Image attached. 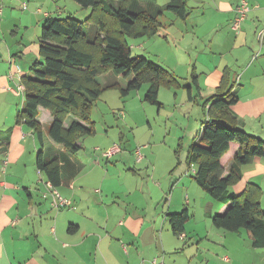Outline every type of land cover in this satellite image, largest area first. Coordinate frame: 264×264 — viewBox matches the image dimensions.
Segmentation results:
<instances>
[{
	"label": "crops",
	"instance_id": "0c3cea01",
	"mask_svg": "<svg viewBox=\"0 0 264 264\" xmlns=\"http://www.w3.org/2000/svg\"><path fill=\"white\" fill-rule=\"evenodd\" d=\"M238 1L185 0L188 16L181 20L162 14V32L153 38L165 45L164 68L183 87L170 90L174 97L178 90H186L189 101L197 103L199 97L204 102L215 94L226 75L238 97L231 107L238 127L263 139L264 0H247L249 11L235 31L231 22ZM46 2L49 0H0V107L18 109L14 103L23 93L17 92V87L29 75L30 66L40 60V29L51 17L52 7L42 12L37 6L44 7ZM22 3H26L25 11ZM55 10L61 14L57 6ZM193 75L198 91L192 86ZM99 78L103 83L118 79L110 72ZM185 87H190L189 95ZM120 113L124 117L125 112ZM37 121L43 135L42 148L36 139H26L31 132L24 131L23 125L15 124L14 131L17 135L21 130L22 139L0 141V264H151L157 258L164 262L170 234L178 240L177 245L189 241L192 246L209 237L224 242L228 236L211 222L212 213L223 212L226 206L213 203L187 171L186 151L199 140L200 133L198 140L187 147L183 160L179 156L181 139L174 153L159 154L157 170L153 148L140 143L141 139H118L120 152L105 158L97 150L84 149L89 143L83 137L77 142V152L70 154L48 137L52 118L47 110L39 108ZM66 121L65 128L70 123ZM115 142L104 139L97 145L106 150ZM137 147L144 151L139 162L134 157ZM40 149L44 159L58 162L60 183L51 186L70 202L69 206H51L49 182L35 165ZM234 151L224 156L223 175L228 174ZM240 172L241 180L230 191L239 195L247 183L259 186L263 210L264 157L253 158L240 167ZM184 209L189 219L178 237L167 215ZM196 217L201 224L190 227V220ZM241 232L229 234L239 237ZM257 250H262L257 257L264 264V248Z\"/></svg>",
	"mask_w": 264,
	"mask_h": 264
},
{
	"label": "trees",
	"instance_id": "16d2710c",
	"mask_svg": "<svg viewBox=\"0 0 264 264\" xmlns=\"http://www.w3.org/2000/svg\"><path fill=\"white\" fill-rule=\"evenodd\" d=\"M91 13L84 22L73 17L46 18L39 38L40 60L29 68V75L22 78L24 87L23 107L17 112L15 124L23 125L43 146L39 122V108L47 110L52 118L47 134L51 141L61 145L68 153L79 149L77 142L94 134L91 112L95 102L106 89H118L120 96L147 85L143 101L160 107L158 94L161 88H183L179 80L166 68L144 56H131L126 38H152L163 24L160 16L169 12L184 20L189 12L185 0H168L163 7L144 6L155 0H72ZM98 27V33L89 39L86 23ZM112 73L117 78L130 79L122 88L117 83L99 77ZM192 86L198 91L196 76ZM188 91L190 87H185ZM234 85L225 75L215 94L201 105L204 120L200 138L186 151L187 171L196 185L211 199L226 209L211 217L212 225L226 232L245 231L252 248H264V211L261 209V188L247 183L239 195L230 188L241 180L240 167L255 157H264V140L248 134L238 127L237 117L231 107L238 97ZM190 91L188 92L189 95ZM195 99V98H194ZM71 118L65 128L64 122ZM233 149V162L228 174L223 175V159ZM178 152V151H176ZM37 169L47 181L57 187L60 183V166L56 160L47 161L40 149L35 159ZM189 172V171H188ZM168 222L174 235L183 234L189 219L186 209L168 214Z\"/></svg>",
	"mask_w": 264,
	"mask_h": 264
},
{
	"label": "rangeland",
	"instance_id": "374dc122",
	"mask_svg": "<svg viewBox=\"0 0 264 264\" xmlns=\"http://www.w3.org/2000/svg\"><path fill=\"white\" fill-rule=\"evenodd\" d=\"M111 2L113 5L115 4V6L119 4L116 0H111ZM167 3L168 0H155L154 2H145L144 6L163 7ZM27 6H29L28 9L31 10L30 2L27 3ZM48 6L52 7V11L47 8ZM56 6L61 9V14H58L55 10ZM37 8H40L42 12H48L46 10H49V14L52 18L64 19L73 17L80 22H84L91 13L90 9L82 8L72 0H49L44 7L38 5ZM18 12L21 11L18 10ZM163 14L170 17L172 15L169 12H164ZM85 30L89 39L94 38L98 33V27L93 26L90 22L86 23ZM160 32H162V30H160ZM126 40L131 56H144L164 67V52H166L167 49L157 37H143L137 39L126 38ZM98 79L103 83L101 78ZM129 79L118 78L116 83L123 88ZM111 82L113 81L111 80ZM189 83L191 84V81H189ZM115 88L103 90L101 97L95 102L90 116L95 132L91 136H85L83 138L89 143L83 146L84 149H88L94 153H96L95 149H99L98 153H101L105 150L97 145L98 141L115 139L116 142L114 144L120 146L121 144L118 141L120 138L129 140L141 139L140 143L146 144L145 146H149L150 144L153 148L154 157L156 156L155 165L158 167L157 170H159V154L163 156L165 152L174 153V149L177 148L178 141L181 139L182 146L179 150V156L180 160H183L187 147L199 138L198 135L201 129V124L199 122L202 119L204 120L201 113V104L203 101H201L199 97H197V103L189 101L186 90H178L177 97H174L173 92L161 88L158 100L162 104V107L157 108L143 101L147 85H143L138 91L131 92L126 98L120 96L119 90ZM22 99H24L23 95L17 99V103H14L15 105L17 104L18 109L14 107L9 110L6 107H0V141L2 139H16V137L22 139L21 130L20 134L16 135V133H14L15 127H17L15 126L16 115L17 112H20L22 109ZM120 110L125 112L124 117H122L121 113V116L118 115ZM66 120V122H69L71 118L69 117ZM23 130L28 131L26 127H24ZM194 134L196 135L193 138ZM262 136V140H264V135ZM32 138L35 139L31 137V135L26 136V139ZM141 153L144 156V151L142 149ZM117 160L118 157L115 158V161ZM188 171L192 175L193 169L190 168ZM230 189L232 190L233 188ZM211 201L218 205L221 204L213 199ZM262 206L264 210V202ZM212 214L220 213L213 212ZM197 215H199V213ZM200 224L201 221L196 217L195 220H190L189 225L193 227L199 226ZM229 233L230 232H227L228 236L224 239V242H220L219 239L214 237H209L207 240H201V243L193 244L194 247L189 241L186 244L180 242V245H177L178 240L170 234V244L166 247L163 263L225 264L226 261L224 262V258H228V260L234 261L233 264H262L260 263V257H257L258 254H261L262 250L251 247L248 235L245 231H242L239 237ZM198 244H200L199 250L196 251V246ZM161 259L163 258H159L158 260Z\"/></svg>",
	"mask_w": 264,
	"mask_h": 264
},
{
	"label": "built area",
	"instance_id": "2783aa9c",
	"mask_svg": "<svg viewBox=\"0 0 264 264\" xmlns=\"http://www.w3.org/2000/svg\"><path fill=\"white\" fill-rule=\"evenodd\" d=\"M22 9H26V3H22L21 5ZM249 11V6L247 0H239L238 4L235 7V17L233 18L231 22L232 29L235 31H238L241 27V24L245 20V17L247 15V12ZM17 92H24V87L20 84L17 87ZM123 115V113H121ZM141 149L143 147H137L136 150L134 151V157L137 162H139L141 159H143V155L141 153ZM99 151V149H95ZM121 150L120 146L118 145H112L111 148L102 151L101 155L105 158H110L114 156L115 154L119 153ZM194 172V169H193ZM47 186L51 189V206L53 208H61V207H66L70 205V202L66 199H63L57 191H55L50 183H47ZM224 261H228V259L224 258ZM151 264H164L163 259L158 260V259H153L151 261Z\"/></svg>",
	"mask_w": 264,
	"mask_h": 264
}]
</instances>
